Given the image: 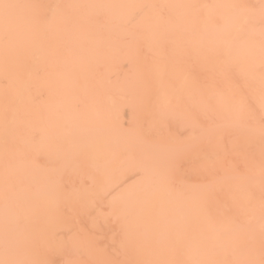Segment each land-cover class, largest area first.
<instances>
[{"label": "bare ground", "instance_id": "6f19581e", "mask_svg": "<svg viewBox=\"0 0 264 264\" xmlns=\"http://www.w3.org/2000/svg\"><path fill=\"white\" fill-rule=\"evenodd\" d=\"M253 142L264 0H0V264H264Z\"/></svg>", "mask_w": 264, "mask_h": 264}, {"label": "rangeland", "instance_id": "374dc122", "mask_svg": "<svg viewBox=\"0 0 264 264\" xmlns=\"http://www.w3.org/2000/svg\"><path fill=\"white\" fill-rule=\"evenodd\" d=\"M241 135H243V134H241ZM247 135H248V134H247ZM249 135H251V133H250ZM244 136H245V135H244ZM241 140L244 141L243 139H241ZM241 140H240V141H241ZM242 143H244V142H242ZM237 144H238V143H237ZM246 144H247V143H246ZM249 144H250V143H249ZM252 144H253V146H249L250 149H251V152H247V151H246L247 153H244L245 155L247 154V155L244 156V157H245V158L247 157L248 160H250V158H252V157H250V156H253L252 154H255V153L253 152L254 147H255V150H254V151L256 152V154L261 155V154L263 153L262 151H264V150H262V151H260V152L258 151V148H259L260 146H263V148H264V143H262L260 146L254 144V142H253ZM242 147H244V146H242ZM243 149H245V148H243ZM252 149H253V150H252ZM260 150H261V149H260ZM248 151H250V150H248ZM244 152H245V151H244ZM249 153H250V155H249ZM256 154H255V155H256ZM259 158H260V156H259V157H258V156H257V157H253L252 160H253V159H259ZM237 171H238V170H237ZM239 171H240V170H239ZM240 172H241V171H240ZM240 172H239V173H240ZM241 174H242V173H241ZM235 175H236V174H235ZM237 176H238V175H237ZM241 176H242V175H241ZM241 176H240V177H241ZM235 177H236V176H235Z\"/></svg>", "mask_w": 264, "mask_h": 264}]
</instances>
